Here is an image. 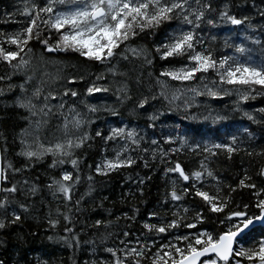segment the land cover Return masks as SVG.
Returning a JSON list of instances; mask_svg holds the SVG:
<instances>
[{
  "label": "trees",
  "instance_id": "1",
  "mask_svg": "<svg viewBox=\"0 0 264 264\" xmlns=\"http://www.w3.org/2000/svg\"><path fill=\"white\" fill-rule=\"evenodd\" d=\"M37 2L42 4L44 0ZM206 2L210 8L206 10V16L199 27L195 29V38L201 42L196 44V49L211 51L218 61L224 56L239 55L235 52V45L244 44L250 50L245 55H251L258 63L264 60V0ZM20 3L21 0H0V34L15 33L27 26L28 17L20 12ZM191 3L195 4V0H191ZM225 6L229 15L247 19L241 25L226 22L219 16ZM58 7L63 9L67 5ZM207 19H212L214 23L207 24ZM179 23L176 19L164 22L154 32H139L137 36L125 42L127 45L143 46L151 53V63L147 67L143 64L138 67L137 61L123 53L124 45L117 50L114 59L103 63L88 60L72 51H55L54 54L47 51L37 39L30 40L26 47L40 48L46 55H55L57 59L68 62L71 65L70 70H73V77H76L72 84L78 92L98 76L104 78V69L110 66L112 60H125L123 67L130 75L129 82L133 86L130 94L134 101L138 102L141 98H151L149 88L152 80L146 76L149 72L156 77H163L161 72L164 69L191 64L186 55L161 59L155 49ZM249 24L254 27L249 28ZM43 27L41 25V28ZM47 35L45 30L41 38ZM0 44L6 49L15 50V45L2 42ZM243 58L244 56L241 57ZM11 68L8 62L0 60V77H6L0 79V154L1 168L5 169L8 177L7 181H1L0 189L16 184L17 191L7 194L8 209L0 210V218L11 219L10 213L15 209L20 212L21 219L11 224L6 221L5 227L0 228V261L3 264H108L112 257L105 251L107 248L119 249L125 243L149 242L157 238L165 242L174 231L187 236L202 229H226V225L219 223V220L224 218L223 215L212 212L210 206L195 195L193 184L210 195L217 194L221 198L230 196L229 210L237 205L242 210L243 204H249V212L258 214L254 206L257 201L254 193L264 189V175L261 174V169L264 168V154H260L261 150H264V112L260 111L264 108V86H255L248 98L250 108L254 109L256 116L252 120L235 112L227 119L213 123L201 122L180 117L175 112L166 110L164 115L153 121L144 115L142 109L137 108L136 112L130 115L133 105L127 110L100 114L91 125L88 142L74 153L78 158L77 168L81 179L72 191L71 200L64 201L59 193L53 195V191L46 185L50 177H59L62 169L75 171L73 166L66 162L49 167L52 161L50 156L35 162L26 161L17 154L20 150L18 133L23 126V112L16 107L4 105L6 96L2 95L14 80L10 79ZM141 68L146 70L141 71ZM206 73L210 78L215 76L211 69ZM258 91L262 94L258 95ZM117 127L134 129L136 139L140 141L139 145L119 137L105 141L103 137L107 136L112 128ZM96 131H100L101 135L96 136ZM168 136L176 139L168 142ZM180 136L185 137L187 143L181 144L178 139ZM231 137L236 138L235 146L239 151L230 156L225 149H213L216 153L214 156L203 151L206 144L232 143ZM193 143L199 144L200 148L190 150ZM125 144L128 148L121 153V157H130L134 163L111 170L107 174L95 172L98 162H102L104 158L115 157ZM169 148L176 150L168 152ZM205 157L208 159H204ZM201 160H204V165L213 172L215 179L203 171ZM6 162L11 163L12 167H7ZM175 162L181 164L186 174L190 175L194 170L202 171V178L196 181L190 176L188 181H184L179 178L178 173L166 171L174 167ZM245 173L250 177L246 183L254 184L255 188L239 186V180ZM88 177H91V180ZM33 184L36 185L34 194L30 191ZM173 185L178 194L184 187L189 191L180 200L173 201L168 195ZM233 187L234 190L230 191ZM4 196L5 193L0 191V199ZM77 200L80 201L79 210L76 206ZM20 203L27 205V212L19 209ZM185 208L187 212L184 211ZM57 209L60 210L59 213ZM63 212L69 213L70 222H65L60 214ZM150 212L156 215L150 216ZM197 212L203 216V220L199 222L195 221ZM173 213L179 214L180 223L177 227L165 233L144 228V223L167 224L174 218ZM49 219H56L58 223L53 227L49 224ZM96 220H101L102 223L96 225ZM104 221L107 223H103ZM189 223H195V228L185 227ZM65 227L72 228V233H66ZM125 232L128 233L127 237L124 236ZM261 233H264V227H256L238 243L245 247L251 246L260 238ZM72 236L76 239L73 240ZM63 237H68L73 246L69 247ZM150 260L151 252L148 251V258L143 259L142 264H150Z\"/></svg>",
  "mask_w": 264,
  "mask_h": 264
},
{
  "label": "snow or ice",
  "instance_id": "2",
  "mask_svg": "<svg viewBox=\"0 0 264 264\" xmlns=\"http://www.w3.org/2000/svg\"><path fill=\"white\" fill-rule=\"evenodd\" d=\"M58 5H67V7L61 9ZM209 8L210 5L206 0L203 3L201 0H195V4H192L191 0H44L42 4L38 3L37 0H25L23 12L28 17L27 26L15 33L0 34V42L15 45V50H11L0 44V60L8 62L10 66L16 69H22L28 63L27 60L20 57L15 64H12V61L18 57L19 52L28 45L30 40L37 39L47 51H72L88 60L101 63L114 59L117 50L121 45H124L126 51H131L136 56L144 55L145 62L150 64L151 60L147 58L143 49L129 47L125 42L130 41L139 32L145 30L154 32L164 22L176 19L180 23L165 37L163 43L155 46L156 52L161 59L186 55L187 60L194 63L182 64L179 68L164 69L161 75L179 81H186L193 79L197 72L206 73L211 69L216 73L222 84L243 86L245 91H238L239 100H247L255 86H264V60L258 63L254 61L251 55H245L250 50L244 44L235 45V52L239 55L224 56L218 61L213 57L211 51L197 50L196 44L201 42L195 38V29L199 27L200 22L205 18L206 10ZM226 9L227 6H225V10L219 12V16L232 25H241L247 19V17L237 18L235 15H229ZM213 23L212 19H207V24L212 25ZM41 25L44 27L41 28ZM184 25L188 27L185 28ZM248 27L254 26L249 24ZM45 30L48 35L41 38L42 32ZM53 33H55V37H53ZM120 55H123V53H120ZM242 56H244L243 59H241ZM109 71H113V69H109ZM5 78L0 77V79ZM101 78L100 76L97 77V79ZM70 79L75 80L76 77ZM201 79H203V76H201ZM160 83L163 84L164 82L160 81ZM9 87H12V85H9ZM204 87L210 96L215 97L224 94L223 91H217L207 85ZM20 88L23 92V83ZM99 90H101L100 87L95 84L89 85L86 89L88 93ZM103 90L107 91V88ZM68 91H71L72 96L77 95L75 90L65 89V93ZM199 94L197 92V95ZM257 94L262 93L258 91ZM39 95L40 89H34L32 96L38 97ZM54 95L55 93H49L45 96V106H47L49 96ZM117 95H120L119 90ZM125 98H127L126 94ZM146 99L141 98L137 106L142 107L146 103ZM16 104L34 114L32 110L35 105L32 103L31 98L21 99L17 97ZM60 107L63 108V105H60ZM89 108L91 111H95V106L89 105ZM71 111H74V109L70 108ZM260 111L264 112V108ZM245 115L248 114L245 113ZM79 116V113H75L71 120L65 116L62 125L65 130L64 138L56 139L55 142L43 143L38 136L33 140H27L23 135L24 130H21V148L17 154L23 156L26 161H31L33 158L41 160L46 155H51L52 161L49 167L63 165L66 162L73 166L75 171L62 169L59 177H50L49 183L46 185L53 191V195L59 193L64 201L71 200L72 191L81 179L77 168L78 158L74 156V151L80 148L89 138L87 132H83L81 136H72L68 133L69 124L79 129L84 123V120ZM149 118L154 120L156 117L150 114ZM221 118L217 115L214 120H220ZM248 118L250 120L254 119L251 115H248ZM38 124L39 122H37ZM100 135V131H96V136ZM117 137L121 140L131 141L132 144L136 145H139L140 142L136 139L134 129L123 127L112 128L103 139L107 141ZM174 139L176 138L172 136L166 137L168 142H172ZM178 139L181 144L187 143L183 136L178 137ZM230 139L232 143L206 144L203 151L209 153L210 156H214L216 153L213 152V149H225L230 156L233 152L239 151V148L235 146L236 138L231 137ZM127 148L128 145L125 144L116 153L115 157L111 159L104 158L102 162H98L95 166V172L107 174L111 170L134 163L130 157H121V153L126 151ZM199 148V144L193 143L190 150ZM175 150L169 148L168 152ZM260 154H264V150H261ZM204 159H208V157ZM6 164L7 167H12L11 163L6 162ZM201 168L207 176L215 179L213 172L204 165V160H201ZM13 170L20 171V169ZM166 171L178 173L179 178L184 181H188L190 176L196 181L202 178V171L200 170H194L190 175L186 174L179 162H175L174 167L168 168ZM261 174L264 175V168L261 169ZM7 179L5 169L0 168V181H7ZM88 179L91 180V177H88ZM246 180H250L247 173L239 180V186L255 188L254 184L246 183ZM192 187L195 195L201 197L210 206L212 212L223 215L224 218L220 219L219 223L226 225V229H213L212 231L202 229L187 236H176V243L169 241L160 244L156 248L155 253L151 256L150 264H244L245 261H247V264H264V233H261L260 238L254 241L253 246L245 248L243 244H240L239 248L236 247L240 238L251 232L256 222H260L261 226L264 227V189H259L254 193L257 196L254 205L258 213L256 214L249 212V204H243L242 210L239 205L229 210L230 196L221 198L217 194L210 195L202 188L196 187L195 184ZM90 190L91 188H89ZM231 190H234V187L230 188ZM0 191L5 193L4 198L0 199V210L7 211L9 205L7 194L15 193L17 186L12 184L10 187L0 189ZM30 191L34 194L36 185L33 184ZM188 191L189 189L184 187L178 194L175 185H173L168 195L173 201H178ZM217 193H219V188H217ZM79 204L80 201L77 200V209ZM19 209L23 212L28 211L27 205L24 203L19 204ZM56 211L60 212L59 209ZM184 211L187 212V208ZM60 214L65 222H70L68 212ZM10 215L11 219H8V217L0 218V228L5 227L6 221L11 224L21 219L20 212L15 209L11 211ZM149 215L154 216L156 213L150 212ZM173 216L174 218L167 224L144 223V228L157 233H165L169 229L177 227L180 223L179 214L173 213ZM201 220H203V216L197 212L195 221L199 222ZM57 223L56 219H49L51 226L54 227ZM101 223V220L95 221L96 225ZM103 223H107V221ZM185 227L195 228V223H189ZM64 231L71 234L72 228L65 227ZM124 236L127 237L128 233L125 232ZM49 239H52V237H49ZM62 239L65 240V243H68L69 247L73 246L68 237ZM72 239L75 240V236H72ZM137 243L139 244V241ZM153 243L149 241L147 245L133 248L127 247V244L122 249L107 248L105 251L110 253L112 257L108 264H142V260L148 258V247L152 246ZM0 264H3V262L0 261Z\"/></svg>",
  "mask_w": 264,
  "mask_h": 264
},
{
  "label": "rangeland",
  "instance_id": "3",
  "mask_svg": "<svg viewBox=\"0 0 264 264\" xmlns=\"http://www.w3.org/2000/svg\"><path fill=\"white\" fill-rule=\"evenodd\" d=\"M24 6L25 0H21V13H24ZM128 46L143 49L147 58L151 60V53L143 46ZM122 52L129 55L131 59L137 61L138 67H141L140 64L146 67L149 65V63L145 62L144 55L136 56L131 51H126L125 47L122 48ZM53 53L55 54V51ZM20 57H23L28 63L24 65L22 69H16L11 66L10 79H14L13 83L10 84L12 87H8L6 91L2 92V95L6 96L3 102L4 105L22 110L23 126L21 130H24L23 135L27 140H33L38 136L41 142L48 143L50 141L55 142L56 139L64 138L65 130L62 127L64 118L67 116L68 119L71 120L75 113L80 114L79 118L83 119L84 123L79 129L69 124L68 133L72 136H81L83 132H87L88 137H90L91 125L98 119L100 114L118 112L122 109L127 110L131 105H133V108L129 113L130 115L131 113L133 115L138 108L144 110L143 113L148 118L150 114L154 115L156 117L154 120L164 115L166 110L175 112L178 116L183 118L186 117L192 120L211 123L218 121L214 120V117L217 115L222 117L220 119L222 120L227 119V117L235 112H239L243 116L248 117V115H251L256 118L254 115L255 111L250 108L248 99L244 101L239 100L238 91L243 92L245 89L241 86L222 84L215 72V76H211V78L207 73L197 72L193 79L186 81H179L164 76L156 77L149 72V75L147 74L146 76L147 78L150 77L152 80L151 86L149 85L151 98L147 99L146 103L143 105H146V107H138V102L134 101L130 94L133 86L129 82L130 75L126 73L125 67H123L125 60H112L110 66L104 69V78L103 76H101V79L96 78L88 85L82 87L78 92L75 85L72 84L74 80L70 79L73 77L74 73L73 70H70L71 65L68 62L57 59L55 55H46L40 48L33 47H25L20 51L18 57L12 61V64H15ZM109 69H113V71H109ZM142 70L146 69L141 68V71ZM201 76H203V79H201ZM160 81L164 83L161 84ZM22 83L24 84L23 92L20 88ZM92 84L100 87L101 90L88 93L86 89ZM205 85L217 91H223L224 94L215 97L210 96L207 94L206 88L204 87ZM36 88L40 89V95L38 97H33L32 92ZM104 88H107V91H104ZM65 89L75 90L77 95L72 96L71 91L65 93ZM193 89H195V91H193ZM118 90L120 91V95H117ZM197 92L200 94L197 95ZM49 93H55V95L49 96L47 106H45V96ZM125 94L127 98H125ZM17 97L21 99L31 98L32 103L35 105L32 110L34 114H31L26 108L17 106ZM60 105H63V108H61ZM89 105L95 106V111H91ZM70 108L74 109V111L70 112ZM245 113L248 115H245ZM37 122H39L38 125ZM21 130L18 133L20 148ZM88 140L89 138L84 144L87 143ZM76 150L77 149H75V151ZM46 156L51 157V155ZM31 161L38 162L40 160L33 158ZM180 235L181 233L178 234V231H174L170 233V236L166 238L165 242L157 238L152 241L154 243L152 246L148 247L147 251H150L152 256L160 244L169 241L176 243L175 237ZM126 244L127 247L133 248L139 247L140 245H147L148 242L139 241V244L137 242L125 243L119 249L124 248ZM240 244L242 243H237L236 247L239 248ZM251 246L244 247L248 248ZM244 264H247V261H245Z\"/></svg>",
  "mask_w": 264,
  "mask_h": 264
},
{
  "label": "water",
  "instance_id": "4",
  "mask_svg": "<svg viewBox=\"0 0 264 264\" xmlns=\"http://www.w3.org/2000/svg\"><path fill=\"white\" fill-rule=\"evenodd\" d=\"M0 168H1V154H0ZM0 184H1V181H0ZM261 226V224H260V222H256L255 224H254V226H253V229L254 228H256V227H260ZM252 229V230H253ZM242 238V237H241ZM241 238H240V240H241Z\"/></svg>",
  "mask_w": 264,
  "mask_h": 264
},
{
  "label": "bare ground",
  "instance_id": "5",
  "mask_svg": "<svg viewBox=\"0 0 264 264\" xmlns=\"http://www.w3.org/2000/svg\"><path fill=\"white\" fill-rule=\"evenodd\" d=\"M94 126V125H93Z\"/></svg>",
  "mask_w": 264,
  "mask_h": 264
}]
</instances>
